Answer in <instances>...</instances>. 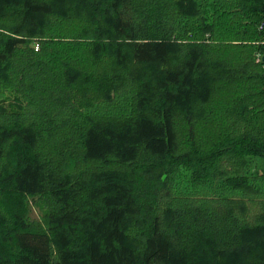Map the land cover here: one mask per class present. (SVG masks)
<instances>
[{
    "label": "trees",
    "instance_id": "1",
    "mask_svg": "<svg viewBox=\"0 0 264 264\" xmlns=\"http://www.w3.org/2000/svg\"><path fill=\"white\" fill-rule=\"evenodd\" d=\"M0 264H264V0H0Z\"/></svg>",
    "mask_w": 264,
    "mask_h": 264
},
{
    "label": "rangeland",
    "instance_id": "2",
    "mask_svg": "<svg viewBox=\"0 0 264 264\" xmlns=\"http://www.w3.org/2000/svg\"><path fill=\"white\" fill-rule=\"evenodd\" d=\"M35 201H36V199H29L28 200V203H27L28 219L31 222H40L44 213H43V210L39 206L36 205Z\"/></svg>",
    "mask_w": 264,
    "mask_h": 264
}]
</instances>
